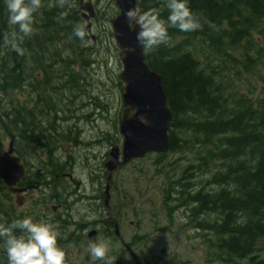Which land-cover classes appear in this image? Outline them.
Segmentation results:
<instances>
[{"label":"trees","instance_id":"16d2710c","mask_svg":"<svg viewBox=\"0 0 264 264\" xmlns=\"http://www.w3.org/2000/svg\"><path fill=\"white\" fill-rule=\"evenodd\" d=\"M164 3L139 0L138 8H158L166 18ZM188 6L200 28H169L168 43L145 52L172 113L169 150L197 160L166 183L162 204L170 224L181 213L211 262L264 264V94L255 90L264 85V0H188ZM33 16V33L17 32L18 54L5 42L15 28L0 0V144L12 134L17 155L26 166L40 163L36 178L46 184L69 168L57 159L56 144L78 143L77 127L65 122L84 118L85 99L92 109L106 100L104 92H87L94 84L85 74L102 58L93 46L99 39L74 35L83 28L78 0H41ZM17 218L0 181V220ZM95 218L90 224L109 228L101 210ZM0 264H7L2 250Z\"/></svg>","mask_w":264,"mask_h":264},{"label":"rangeland","instance_id":"374dc122","mask_svg":"<svg viewBox=\"0 0 264 264\" xmlns=\"http://www.w3.org/2000/svg\"><path fill=\"white\" fill-rule=\"evenodd\" d=\"M99 1L103 5L109 4V0ZM95 9L97 10L98 6ZM105 28H108L107 22L104 18L100 17L99 19L98 17V21L94 22L92 32L88 34L90 37H99L100 35L101 38L93 46L98 51V57H101L102 61L99 59L96 68L87 71L85 77L87 81L94 84L93 88L95 87V89H88L87 92L94 95L98 94L99 91L104 92L103 100L106 102L102 104L100 103L102 101H98L102 108L95 107L92 109L93 106L89 104L90 101L85 99L84 102L88 105L81 109V117L84 118L75 124H72L74 122H65L71 127L70 129L74 130L77 127L81 140L79 139L80 144L77 143V147L75 146L74 150L70 151L73 153L75 161L66 155L65 158L61 159V161L73 160L72 164L75 163V166L72 174L80 182L79 187H71L77 199L81 195V199L77 205H74L73 211L77 212L75 214L90 212L88 215L92 217L94 214L89 211V206H98L101 201L96 198L98 185L93 186L90 180L95 178L97 174L100 175L98 169L99 167L102 168L111 144L119 145L121 143L118 130L122 112L121 91L116 85L120 71L119 51L112 39L110 41L108 36L105 38L101 34V32H105ZM99 64H102L101 67ZM97 66L99 67L97 68ZM263 89L264 85L258 83L255 89L256 94L263 95ZM76 111L80 113L79 108ZM62 126L66 127L65 125ZM102 136H105L112 143L110 145L105 144L100 139ZM81 141L84 143L82 144ZM7 144L8 138L0 144V155L6 150ZM155 158L156 155L147 154L144 158L131 161L112 174L113 186L111 185L110 190V205L114 211L112 217L118 216L117 224L121 238L128 242L131 237L138 238L145 235L142 243L133 242L135 250L141 259L157 260L156 264H222L215 260L211 262L206 257L201 238L192 237L195 232L192 231L191 226L183 227L185 222L179 218L181 216L179 213L170 224L166 217V209L162 204V192L165 189V184L173 177L176 178V174L181 173V169L187 164H196V154L167 153L160 166L162 170L160 175L154 173L156 167L153 161ZM103 184L104 175L102 176L101 187ZM59 190L63 191L62 188ZM39 195V191L29 193L25 197L23 207L15 206L17 211L25 214L30 206V200L37 199ZM101 241L112 246L111 239L102 238L101 240V237L92 239L90 243ZM119 245H121L120 242H113L115 248H119ZM107 253L110 252L107 251ZM74 259L81 260L83 263H92L93 261L89 248L86 251L85 249L75 251Z\"/></svg>","mask_w":264,"mask_h":264},{"label":"water","instance_id":"95a60500","mask_svg":"<svg viewBox=\"0 0 264 264\" xmlns=\"http://www.w3.org/2000/svg\"><path fill=\"white\" fill-rule=\"evenodd\" d=\"M118 14L109 20L112 37L120 49L121 71L119 79L123 83L121 94L123 113L119 123V132L122 135V160L119 159V147L114 145L108 153V160L104 167L110 173L118 166L131 158L141 157L147 152L163 154L169 149L167 137L168 124L171 112L166 105V95L161 86V77L149 69L145 62V52L136 41V31L139 27H130V21L125 13L136 7V0H114ZM83 9L92 17L90 2ZM12 141L7 152L0 157V178L11 188L23 175V168L19 159L13 157ZM108 174L104 189V205L109 201ZM118 235V230H115ZM129 249V248H128ZM130 258L134 264H143L137 256L129 250Z\"/></svg>","mask_w":264,"mask_h":264},{"label":"clouds","instance_id":"9594fccd","mask_svg":"<svg viewBox=\"0 0 264 264\" xmlns=\"http://www.w3.org/2000/svg\"><path fill=\"white\" fill-rule=\"evenodd\" d=\"M7 9V23L14 26L11 40L6 39L13 50L22 54L23 50L15 42L17 32L23 36L33 33V13L41 6V0H4ZM167 17L158 8L141 10L131 8L126 13L130 27H139L136 41L144 52H151L169 41V28L181 32H192L200 28V23L188 6V0H165ZM74 35L83 40L85 31L74 29ZM61 234L58 228L44 219L25 215L11 221L0 220V250L7 258V264H66L65 249L58 244ZM108 245L101 241L89 244L93 260H105ZM106 264H111L107 258Z\"/></svg>","mask_w":264,"mask_h":264},{"label":"flooded vegetation","instance_id":"af4514ba","mask_svg":"<svg viewBox=\"0 0 264 264\" xmlns=\"http://www.w3.org/2000/svg\"><path fill=\"white\" fill-rule=\"evenodd\" d=\"M68 164L67 160L63 161ZM38 171L33 168L30 170L28 177L26 176L22 181L18 183V186H32L33 189H38L43 187L44 179L41 177L40 179H36ZM51 181V179H50ZM74 183L75 186L79 187L80 184L76 179L70 180ZM52 183V181H51ZM29 192V191H28ZM28 192L24 193L26 195ZM63 194H67L69 198L73 199L76 195L73 192V196L69 195L65 190L62 191ZM42 194V193H41ZM67 197V196H66ZM77 198V197H76ZM81 198V195L78 196V199ZM42 199L47 200V197H42ZM56 204H49L50 211L47 213H42L39 219L47 220L48 222L54 224L60 234L61 238L58 239V244L65 249V251L69 252V257L72 259H67L66 264H80V261L74 259V252L80 251L85 245H88V232L92 229L91 227H85L82 216H76L77 220H75V213L64 200L63 196L58 198V201H55ZM74 204V203H73ZM54 206V208H52ZM72 210V211H71ZM94 228L98 230V236H105L108 233V230L105 228L101 234V229L99 228V224H94ZM96 235V236H97ZM95 236V237H96ZM94 237V238H95ZM125 258V260H123ZM90 264H100V262H94ZM111 264H132L128 259V252L126 248L120 250L117 258L111 261ZM145 264H154L152 260H147Z\"/></svg>","mask_w":264,"mask_h":264},{"label":"bare ground","instance_id":"6f19581e","mask_svg":"<svg viewBox=\"0 0 264 264\" xmlns=\"http://www.w3.org/2000/svg\"><path fill=\"white\" fill-rule=\"evenodd\" d=\"M102 30H103V27H102ZM101 34H103V36H104V33H102L101 32ZM102 36V35H101ZM101 37H100V35H99V37H96L95 39L94 38H92V37H89V39H90V41H92L93 43H94V41H96L97 39H100ZM64 119L66 120V117L64 116ZM79 137L81 136L80 134L78 135ZM104 136H102V138H103ZM80 139V138H79ZM78 139V140H79ZM77 140V141H78ZM81 140V139H80ZM109 141V140H108ZM110 142V141H109ZM77 143V142H76ZM84 143V142H83ZM105 144H109V143H107V141H105L104 142ZM59 144V143H58ZM58 144H56V149L58 150L59 148L61 149V151H62V154L60 155V156H58V160L60 161V163H64V165H67L68 167H69V165L67 164V163H65V162H63V161H65V160H63V161H61V159H63V158H65L64 156L66 155L68 158H73V160L75 161L76 159H75V157H74V155H73V153H71L70 151V143H66V144H59L60 146H58ZM38 146H41V143L40 144H37ZM79 145V144H78ZM81 146V145H80ZM42 152H44V150L42 151ZM18 156V155H17ZM19 157V156H18ZM20 158V157H19ZM21 159V158H20ZM22 160V159H21ZM69 163V162H68ZM37 167H35L31 162H29L28 164H27V166H32V167H34L38 172L40 171V169H41V164L40 163H37ZM73 165V164H72ZM66 170V168H64L63 169V171H65ZM43 175V174H42ZM55 177H56V175H55ZM54 179V178H53ZM52 181V180H51ZM51 181H48V183H46V184H43V187H41V188H39V192L40 193H42L43 195H45L50 201H58V198L60 197V196H64V198H65V201L67 202V204L69 205V206H71V208H73L74 207V205H77L78 203V201L81 199V198H79V199H77L76 197L75 198H73V199H71V198H69V196L67 195V194H63V192L61 191V190H59V188H57V187H54V185L51 183ZM55 188V191L53 192V189ZM69 195H71V196H73V193H68ZM67 196V197H66ZM70 200V201H69ZM73 203H76V204H73ZM93 206H96L97 207V205H93ZM94 208V207H93ZM98 208V207H97ZM73 210V209H72ZM76 216H82L83 217V222H84V226L85 227H91L92 229H94V226L92 225V224H90V222L92 221H90L89 220V218H88V216H87V214L86 213H78V214H75V220H77V217ZM95 216V215H94ZM97 216V215H96ZM94 220H96V218L94 217ZM92 231H89V233H91Z\"/></svg>","mask_w":264,"mask_h":264}]
</instances>
